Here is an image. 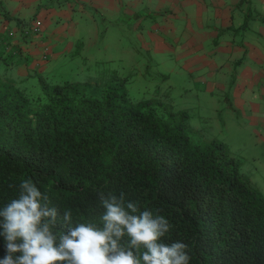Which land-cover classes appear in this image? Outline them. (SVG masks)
Instances as JSON below:
<instances>
[{
  "label": "trees",
  "instance_id": "obj_1",
  "mask_svg": "<svg viewBox=\"0 0 264 264\" xmlns=\"http://www.w3.org/2000/svg\"><path fill=\"white\" fill-rule=\"evenodd\" d=\"M250 2L236 0L245 9L241 29ZM104 74L37 77L34 98L0 78V206L30 178L74 222L99 223V194L124 192L168 219L163 242L186 243L190 264H264V193L242 176L238 158L216 139H191L184 110L133 101L123 79ZM3 245L0 237V257Z\"/></svg>",
  "mask_w": 264,
  "mask_h": 264
},
{
  "label": "rangeland",
  "instance_id": "obj_2",
  "mask_svg": "<svg viewBox=\"0 0 264 264\" xmlns=\"http://www.w3.org/2000/svg\"><path fill=\"white\" fill-rule=\"evenodd\" d=\"M155 3L137 0L136 9L151 14L140 18L136 29L128 24L127 30L86 9L92 18H78L77 39L70 43L69 52L49 59L43 69L32 70L24 78L15 77L10 69L13 63L0 57V78L12 80L34 98L41 95L37 77L47 83L83 82L113 72L123 79L131 100L148 98L165 110H184L190 138L222 142L241 162L240 173L249 185L264 193V0H251L246 28L225 33L241 50L222 53L213 52L211 40L217 29L197 27L190 10L184 15L172 9L163 19L155 8L167 4ZM207 10L205 19L213 25L211 7ZM31 21L25 18L26 24Z\"/></svg>",
  "mask_w": 264,
  "mask_h": 264
},
{
  "label": "clouds",
  "instance_id": "obj_3",
  "mask_svg": "<svg viewBox=\"0 0 264 264\" xmlns=\"http://www.w3.org/2000/svg\"><path fill=\"white\" fill-rule=\"evenodd\" d=\"M99 201V223L74 222L71 209L51 205L37 182L22 179L18 196L0 206V264H190L186 243L163 242L171 224L158 211L124 192L100 193Z\"/></svg>",
  "mask_w": 264,
  "mask_h": 264
},
{
  "label": "crops",
  "instance_id": "obj_4",
  "mask_svg": "<svg viewBox=\"0 0 264 264\" xmlns=\"http://www.w3.org/2000/svg\"><path fill=\"white\" fill-rule=\"evenodd\" d=\"M136 1L0 0V57L9 63H13L10 69H13L12 72L15 77L24 78L32 70L43 69L46 66V62L49 63V59L51 61L54 58H58L61 53L69 52L70 43L77 39L79 31L78 18L83 15L85 18L86 16L92 18V15L87 13L86 9H93L103 21L122 24L126 30L129 29L128 24L130 29H136L139 26L140 18L151 14L147 10L142 13L139 12L136 9ZM145 1L146 3L149 2V0ZM152 1L156 2L155 4H167V8L161 7V4L155 8V11L160 13L163 19L164 16H168L167 12L172 9L184 15L187 14V10H190L196 16L197 27L208 28L207 30L217 29L215 37L211 40L214 44L213 52H238L241 50V45L233 39H228L225 34L229 30L235 31V28H238L242 23L244 16L243 5H236V0ZM71 4H76V7L71 6ZM207 7H211L210 16L213 20L210 22L213 25L205 19V17L208 18ZM25 18L41 20L42 28L39 33H29L27 35L22 33V27L26 24ZM63 19L73 20L64 25L62 23ZM252 19L255 21L254 17ZM10 22H13V27H9ZM158 27L163 29L161 23H159ZM165 28L170 29L167 25ZM257 28L259 29L260 26L257 25ZM250 49L253 50L254 48L251 46ZM244 53L243 48L242 54ZM261 54L263 55V53ZM27 59L28 62L26 63Z\"/></svg>",
  "mask_w": 264,
  "mask_h": 264
},
{
  "label": "built area",
  "instance_id": "obj_5",
  "mask_svg": "<svg viewBox=\"0 0 264 264\" xmlns=\"http://www.w3.org/2000/svg\"><path fill=\"white\" fill-rule=\"evenodd\" d=\"M22 29H23L22 33L24 35H27L29 33L37 34L41 30L40 21L38 19H32V21L28 25L27 24L24 25Z\"/></svg>",
  "mask_w": 264,
  "mask_h": 264
}]
</instances>
